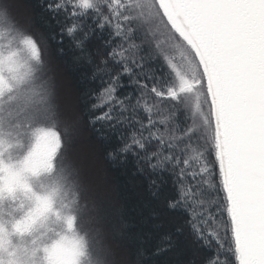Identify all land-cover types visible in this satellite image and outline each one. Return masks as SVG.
<instances>
[{"label":"snow or ice","instance_id":"6c2138e0","mask_svg":"<svg viewBox=\"0 0 264 264\" xmlns=\"http://www.w3.org/2000/svg\"><path fill=\"white\" fill-rule=\"evenodd\" d=\"M20 8L0 0V264H264V0H40L43 34ZM85 125L131 162L143 227Z\"/></svg>","mask_w":264,"mask_h":264},{"label":"trees","instance_id":"16d2710c","mask_svg":"<svg viewBox=\"0 0 264 264\" xmlns=\"http://www.w3.org/2000/svg\"><path fill=\"white\" fill-rule=\"evenodd\" d=\"M39 3L40 0H20V11L31 13L36 32L43 34L46 31V18L39 11ZM53 63L61 95L67 97L71 106L82 109L84 103L81 94L86 87L92 86L90 84L86 85L81 80L82 67L72 64L70 57L53 58ZM83 139L91 145L96 182L102 191L107 192L114 210L122 213L134 230L143 227L140 222L147 215L145 205L149 200V194L132 180L131 162L127 166H113L105 157L104 147L94 139H90V133L86 125ZM210 159H214V157Z\"/></svg>","mask_w":264,"mask_h":264}]
</instances>
